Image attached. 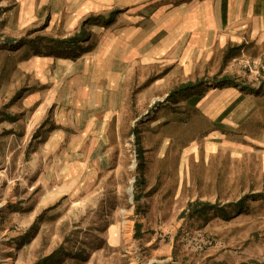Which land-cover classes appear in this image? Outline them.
Instances as JSON below:
<instances>
[{
    "label": "rangeland",
    "instance_id": "obj_1",
    "mask_svg": "<svg viewBox=\"0 0 264 264\" xmlns=\"http://www.w3.org/2000/svg\"><path fill=\"white\" fill-rule=\"evenodd\" d=\"M16 10L0 0V264H264L259 126L224 133L229 144L214 149L203 145L213 129L194 110L210 90H251L238 65L243 56L264 59L262 51L248 40L219 46L208 39L190 70L154 64L134 71L120 117L104 134L99 121L85 133L74 112V126L60 128L62 147L47 152L59 133L55 108L31 119L34 109L24 106L30 77L17 68L36 58H76L96 43L92 28L120 25L129 8L88 14L68 31L50 28L48 18L9 29ZM81 33L75 47L61 46ZM194 203L214 209L189 215Z\"/></svg>",
    "mask_w": 264,
    "mask_h": 264
},
{
    "label": "crops",
    "instance_id": "obj_2",
    "mask_svg": "<svg viewBox=\"0 0 264 264\" xmlns=\"http://www.w3.org/2000/svg\"><path fill=\"white\" fill-rule=\"evenodd\" d=\"M4 1L17 8L6 19L13 24L9 29L14 31L45 18L50 28L68 31L88 14L113 6L129 8L120 25L116 21L108 29L92 28L91 38L96 43L76 58H36L27 68H17L19 76L25 71L30 77L29 88L33 91L24 106L30 111L34 109L31 119H40L55 108L59 133L46 142L47 152L62 147L60 128L74 126L71 119L74 112L75 118L84 117L85 133L89 134L91 125L99 121L96 125L104 134L109 121L120 117L127 97L126 81L134 71L149 69L154 64L165 69L190 70L192 57L206 50L208 39L219 46L227 42L240 46L243 40H248L264 56V0ZM152 7L154 11L149 9ZM157 82L159 87L164 80ZM261 85L264 83H254L248 92L239 87L213 89L198 97L203 100L194 110L201 124L208 126L206 130L213 129L203 145L208 140L215 144L214 149L225 148L229 140L224 133L256 125L259 131L254 140L264 148V90H257ZM246 140L254 141L248 137Z\"/></svg>",
    "mask_w": 264,
    "mask_h": 264
},
{
    "label": "built area",
    "instance_id": "obj_3",
    "mask_svg": "<svg viewBox=\"0 0 264 264\" xmlns=\"http://www.w3.org/2000/svg\"><path fill=\"white\" fill-rule=\"evenodd\" d=\"M239 62V69L247 74L250 84L260 85L264 83V60L262 59H248L241 57ZM236 60V59H235Z\"/></svg>",
    "mask_w": 264,
    "mask_h": 264
},
{
    "label": "trees",
    "instance_id": "obj_4",
    "mask_svg": "<svg viewBox=\"0 0 264 264\" xmlns=\"http://www.w3.org/2000/svg\"><path fill=\"white\" fill-rule=\"evenodd\" d=\"M90 21H92L91 19H87L84 24H88ZM81 37V39H80ZM80 39V40H79ZM85 40V33H81L80 35H77L65 42L62 43L61 46H64L65 49H70L71 47H75L78 43H81L82 41ZM79 41V42H78ZM60 46V45H59ZM51 56V55H50ZM191 86L188 85V86H184V87H181L179 89V91H186L187 89H189ZM243 91L246 90V88H242ZM250 91V90H248ZM199 207V208H198ZM195 208H198L199 210H202V209H214V206H210L208 204H203V205H200L199 203H194L193 205L191 204L187 210L188 214L189 215H192L193 212H194V209ZM197 210V209H196ZM54 256H52L53 258Z\"/></svg>",
    "mask_w": 264,
    "mask_h": 264
},
{
    "label": "bare ground",
    "instance_id": "obj_5",
    "mask_svg": "<svg viewBox=\"0 0 264 264\" xmlns=\"http://www.w3.org/2000/svg\"><path fill=\"white\" fill-rule=\"evenodd\" d=\"M192 151V150H191ZM186 154H187V152H186ZM182 171V170H181Z\"/></svg>",
    "mask_w": 264,
    "mask_h": 264
}]
</instances>
